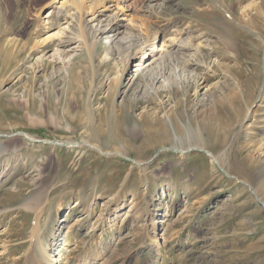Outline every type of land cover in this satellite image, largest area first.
<instances>
[{"label": "rangeland", "instance_id": "374dc122", "mask_svg": "<svg viewBox=\"0 0 264 264\" xmlns=\"http://www.w3.org/2000/svg\"><path fill=\"white\" fill-rule=\"evenodd\" d=\"M94 1L0 0V264H264V0Z\"/></svg>", "mask_w": 264, "mask_h": 264}, {"label": "bare ground", "instance_id": "6f19581e", "mask_svg": "<svg viewBox=\"0 0 264 264\" xmlns=\"http://www.w3.org/2000/svg\"><path fill=\"white\" fill-rule=\"evenodd\" d=\"M113 1L114 0H98V1H94V2H92L93 4H95V5H93V7L91 8L92 9V11L94 12L93 13V19L90 21L91 23H93V22H97V21H101V18L102 17H104L108 12H110V11H112V8H113ZM117 1H119V0H117ZM142 1V3H143V8H146L145 10H146V12H149V13H154V12H156L157 11V8L158 9H170L171 10V8H173V5H174V0H141ZM79 2H80V0H76V4H79ZM80 5V4H79ZM158 5H160V6H158ZM78 6V5H77ZM72 7V6H71ZM71 7H69V10H64L63 12L64 13H69L73 8H71ZM80 10V11H79ZM150 10H151V12H150ZM78 11L79 12H81L82 11V7H80L79 9H78ZM154 11V12H153ZM83 12H84V10H83ZM82 13V12H81ZM85 13V12H84ZM65 16V15H64ZM79 16V15H78ZM83 16V15H82ZM81 16V17H82ZM66 17H69L68 15L66 16ZM76 17V16H75ZM80 17V16H79ZM80 19V18H79ZM73 21V20H72ZM75 21V20H74ZM90 22H89V24H90ZM101 23V22H100ZM89 26H91V25H89ZM82 27H84V26H82ZM86 27V26H85ZM93 28V27H92ZM85 29V28H84ZM68 32H69V30H68ZM70 32H71V30H70ZM110 31H109V29L108 28H105L104 30H97L96 29V35H98V36H106V35H108V34H110L109 33ZM71 34H73V33H71ZM71 34H67V35H70V36H65L64 38H68L67 40H63V41H61L62 42V44H61V46H63V48L65 49V48H67L68 47V45H69V43L70 42H72L73 41V39L75 40H77V37H72V35ZM119 34H121V32H119L118 33V35ZM74 35V34H73ZM81 36V35H80ZM198 37V36H197ZM203 37V36H202ZM78 41V40H77ZM131 42H135V41H133V40H131ZM148 43V42H147ZM146 43V44H147ZM135 45H137L136 43H134ZM145 44V45H146ZM200 44V43H199ZM177 44H172V46L171 47H174V46H176ZM148 46H145V48H141V53L143 54L142 55V57H140V58H135V60H136V66H137V68H138V70L137 71H139V72H141V73H143V72H147V70H149L151 67L150 66H152V65H154V64H156L159 60H156V59H153L152 60V63L150 64H148L147 66L145 65V62H146V60L145 59H148V55H150L151 57H154L155 56V51H158V50H156V48H154L155 46H151V47H153L152 49H150L149 50V54H148V52H146V51H148L147 48ZM178 47H179V49L182 51L183 50V48H185V49H187L188 48V46L186 45V44H184L183 46H181V45H178ZM179 50V51H180ZM167 55V58H169V59H172L173 58V53H167L166 54ZM183 55H186L185 53H183ZM191 60V59H190ZM193 60V59H192ZM191 60V61H192ZM161 63V62H160ZM188 63L189 64H191L192 62H190V61H188ZM60 64V63H59ZM145 65V66H144ZM149 68V69H148ZM150 71V70H149ZM157 73V72H156ZM146 75L147 74H143V77H146ZM216 122H218L220 125L223 123V120H222V116H219L218 118H216ZM221 122V123H220ZM250 128V127H249ZM249 133V132H248ZM247 133V134H248ZM184 150V149H183ZM231 151V150H230ZM229 150H225L224 149V151L222 152V153H219V156L217 157L216 155H214V153H212V157H213V159L215 160V161H217L218 162V164L219 165H225V163H226V161H228V155H229V153H231ZM182 153H185V151H182ZM227 164V163H226ZM253 190H254V188H253ZM255 191V190H254ZM113 202H114V200H113ZM32 236V235H31ZM104 242V241H103ZM104 244V243H103ZM101 242H97V245H98V247H99V250H101L102 248H104L102 245H103ZM34 250V249H33ZM51 251H53V254H50V255H48L47 253H46V255L48 256L47 258H49V257H53L54 256V254H57V249L56 248H54L53 250H51ZM31 253V252H30ZM98 254V251H97V249L95 248L89 255H87L86 256V260H89L91 257H93V256H95V255H97ZM45 255V254H44ZM58 255V254H57ZM51 259V258H50ZM49 259V260H50ZM52 261V260H51ZM56 262H59V260H58V258H57V260H55ZM107 263V262H106ZM52 264V263H51Z\"/></svg>", "mask_w": 264, "mask_h": 264}]
</instances>
